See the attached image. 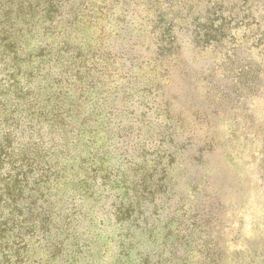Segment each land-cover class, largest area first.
<instances>
[{"label":"rangeland","instance_id":"374dc122","mask_svg":"<svg viewBox=\"0 0 264 264\" xmlns=\"http://www.w3.org/2000/svg\"><path fill=\"white\" fill-rule=\"evenodd\" d=\"M160 145L190 202L121 257ZM0 264H264V0H0Z\"/></svg>","mask_w":264,"mask_h":264},{"label":"trees","instance_id":"16d2710c","mask_svg":"<svg viewBox=\"0 0 264 264\" xmlns=\"http://www.w3.org/2000/svg\"><path fill=\"white\" fill-rule=\"evenodd\" d=\"M159 147L158 155L155 153L156 157L152 159L153 171H143L133 175L131 180H124L117 185V213L112 214L115 222L117 221L121 257L133 252L134 258L140 256L146 261L148 255L138 246L150 245L148 243L151 238L148 234L160 228L158 225H163L160 213L179 215L182 210L186 211L188 200L191 199L181 196L179 180L183 175L178 165L182 163V157L176 155L175 158L179 159L177 166L172 161L167 163L166 154L171 155L172 152L163 145Z\"/></svg>","mask_w":264,"mask_h":264}]
</instances>
